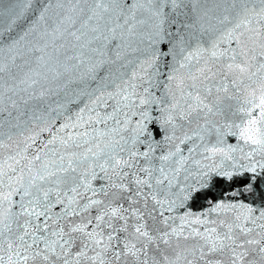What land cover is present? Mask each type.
<instances>
[{
	"label": "snow or ice",
	"instance_id": "snow-or-ice-1",
	"mask_svg": "<svg viewBox=\"0 0 264 264\" xmlns=\"http://www.w3.org/2000/svg\"><path fill=\"white\" fill-rule=\"evenodd\" d=\"M0 264H264V0H0Z\"/></svg>",
	"mask_w": 264,
	"mask_h": 264
}]
</instances>
